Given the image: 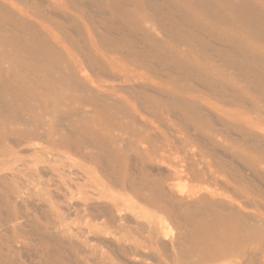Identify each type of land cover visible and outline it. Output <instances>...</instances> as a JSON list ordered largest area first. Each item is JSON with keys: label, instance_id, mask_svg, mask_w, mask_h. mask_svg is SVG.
<instances>
[{"label": "bare ground", "instance_id": "obj_1", "mask_svg": "<svg viewBox=\"0 0 264 264\" xmlns=\"http://www.w3.org/2000/svg\"><path fill=\"white\" fill-rule=\"evenodd\" d=\"M66 1L82 18L77 20L76 28L86 33L85 40L89 42V54L84 58L69 53L60 39L41 37V50L38 46L28 49L22 35L12 39L4 29L7 22L1 20L0 76L8 78L13 73L17 80H0V137L9 142L1 147L4 155L13 150L16 155L32 153L40 162L51 164L53 153L46 149L68 146L66 138L71 132L78 145L72 147L73 151L90 150L80 159L87 162V168L97 170L84 174L89 182L81 188L84 199L93 194L96 198L110 197L113 203L112 210L101 205V213L92 220L93 232L83 231L111 232L121 241L128 259L150 264H264V94L256 96L249 90L253 83L264 87V0H170L183 8V14L178 16L180 25L191 30V39L186 42L192 46L199 43L197 48L207 54V46L197 41L198 37L207 35L220 43L228 73L221 71L212 55L201 63L189 62L178 51V43L185 39H181L177 28H165L147 9L146 0H91L95 5L107 3L117 14L115 19L122 23L117 26L116 20L113 26L112 22L108 24L116 34L110 40L98 37L92 19L83 15L76 0ZM8 10V5L0 3V19L15 21L16 14L10 16ZM131 10L141 16L140 21L132 20L135 13ZM62 11L68 14L66 9ZM157 32L164 38L156 37ZM31 35L38 37V28L32 29ZM139 41L151 44L163 61L188 63V71L204 80L203 89L171 75L160 78L151 73L138 74L128 67L127 64L146 66L139 54ZM102 50L129 61L120 65L113 57L103 56ZM233 55H241L242 59L234 61ZM92 63L104 67L103 75L118 83L105 97L117 106L122 121L126 120L117 126L112 122L119 132L108 140L84 137L77 124L69 132L66 128L60 132V123L71 122L78 113L52 109L57 100L67 105V100L82 101L86 96L92 101L98 99L99 91L90 83ZM7 64L15 65L14 71ZM236 70L247 75L240 78ZM28 75L35 83H29ZM206 87L219 94L218 101L238 108L239 113L218 106H214L215 112L208 113L203 102L209 100L202 94ZM45 90L54 96L63 93L65 99L45 97ZM181 130L186 132L185 138ZM62 134L65 138L59 141ZM220 137L232 140L237 147L225 145ZM230 150L234 154L229 157ZM174 154L181 158L180 163ZM18 161L14 158L7 163ZM165 164L170 166L168 171L163 170ZM47 165L37 168L44 176ZM184 174L194 186L187 192L175 190L177 179ZM99 182L108 188L97 189ZM15 194L19 196V192ZM130 196L138 202L135 210L128 208ZM89 207L95 212L101 209L97 203ZM67 210L75 212L74 207ZM163 222H169L178 233H168ZM21 224L24 223L20 221ZM82 238L87 239L84 235ZM147 249L150 256L142 251ZM115 251L107 259L117 260Z\"/></svg>", "mask_w": 264, "mask_h": 264}, {"label": "rangeland", "instance_id": "obj_2", "mask_svg": "<svg viewBox=\"0 0 264 264\" xmlns=\"http://www.w3.org/2000/svg\"><path fill=\"white\" fill-rule=\"evenodd\" d=\"M146 1L147 9L151 11L153 15L158 17L165 28H177L176 32L181 35V39H185L184 42L178 43L180 44L178 51L183 54L189 62L191 61L192 63L193 61H197L201 63L202 59L209 60L211 58L210 55H212L214 61L217 62V66L221 67V71L223 73H228L229 69L223 61L224 57L220 43H214V40L207 35L198 37L197 41L203 43L204 46H207V54L206 51L197 48L196 45L199 43L196 44L194 42L192 46L191 43L186 42L191 39V30L180 25L181 19L178 16L183 14L182 6H177L175 2L170 0ZM122 2L123 0H121V3ZM0 3L9 6L10 10L7 11L8 15H10L9 13L11 12L10 16L13 14H16L17 16L15 21L0 19V23L2 21L4 23L7 22L4 24V29H8V32L11 33L12 39H17L22 35L23 44H26L28 49H35L37 46L39 47V44L43 42L42 38H48L49 40H64V46L67 47L69 53L71 52L77 56H83V58L89 54V42L85 40L86 35H84L86 33L82 34L81 31L76 28L77 20H82V18L80 19V14L70 6L68 1L48 0L47 2L44 1L42 3V0H0ZM75 3L84 11L83 15L92 19V26L95 25L98 37H103L102 40H110L116 35L114 30L109 27L108 24H110V22H112L110 24L112 26L113 22L116 24L117 19L115 18L117 14L112 12L107 3H98L95 5L91 0H76ZM55 4L60 9L56 8ZM65 9L68 11L69 15L63 13L62 10ZM47 11L49 13H47ZM130 12L132 14L135 13V16L132 15L131 17L132 20L140 21L141 16H137V12H134V10H131ZM53 13H55V16L52 15ZM119 13L124 14L125 12L120 11ZM8 15L5 17H9ZM124 15H126V13ZM117 22L119 23L117 26L122 24L121 21L119 22L117 20ZM34 28H38V37L31 35V30ZM156 37L160 39L164 38L159 32L156 33ZM137 45H141L140 47L142 49H140L139 54L146 66L129 65L126 63L129 60H125L124 57L119 55L117 57L114 55L110 56L106 54V51L104 50L101 51V54H103V56L113 57L118 63H120V65L127 64L128 67H131L138 74L151 73V75L160 78L171 75L180 81L188 80L193 86L198 89H203L201 87L203 86L202 84L205 83L204 80H201L196 73H190L188 71V63L170 64L169 60L163 61L162 56L152 50L151 44L147 43L145 45L139 41ZM61 48H63V46H61ZM39 50H41L40 47ZM32 52L33 50L30 53ZM231 57L234 61L242 59L241 55H233ZM92 64L94 72L91 73L90 83L92 81L99 91V94L96 93L98 99L92 101L86 96L82 101L67 100V103H69L67 105H61L57 100L52 105V109L55 111L61 110V112L71 110L75 114L78 113V115L72 118L71 122L67 123L64 121L60 123V126L58 127L60 132H63L66 129L67 132H69L77 124L81 126V132L84 137L91 138V136H100L103 139L108 140L113 135L118 134L119 128L116 126L122 122L125 123L126 120L122 121V115H119L120 112L117 109V106L112 104L108 97H105L108 96V94L113 93L111 92V88H117L118 83L112 82L105 76L106 72H104V67L102 69L100 66L96 67L98 66V63ZM6 67L14 71L15 65L7 64ZM104 73L105 75H103ZM234 73L240 78L247 75L243 70H236ZM56 77L60 82L61 79L59 78V75H56ZM28 78H30V84L35 83V80L31 75H28ZM2 79L14 83L17 82L16 76L13 73L10 74L8 78H2L0 76V80ZM249 88V90L256 96L264 94V87L258 83L249 85ZM205 89L206 91L204 90L202 94L205 95L209 101L203 103L205 104L208 113L215 112L214 106L223 108L233 114L239 113L238 108L234 106L226 107L218 101L217 96L219 94L215 95L216 91H214V89L208 87ZM42 95L45 97L48 96L50 99H58L59 97L60 101H63L66 96L63 93H61V96H54L46 90L42 91ZM1 102L3 101L0 99V106L2 108ZM84 112L89 115H81V113ZM148 119L150 120L151 118L148 117ZM165 120L167 122L168 118H165ZM112 122H115L116 126H114ZM154 125L157 126L159 124L156 123ZM181 132V137L185 138L186 132L183 130H181ZM64 138L65 137L62 134L59 141ZM220 140L224 142L225 145L233 146L232 140H228L224 137H220ZM66 141L68 142V146L66 144H61L63 149H61V147L46 149V152H50L49 154L53 153V155H51V164H48L40 162V159L33 156L32 153L16 155V150H13L8 156H5L4 152L1 151V147L5 145L8 146L9 142L0 137V264H150V262L144 263L140 260L136 261V259L133 258L128 259V256L123 253L124 249L121 245V241H119L118 237L112 236L110 234L111 232L97 231L95 234H86L83 231L86 230L88 232H93L94 224L92 220L94 216L101 213L99 212L102 210L101 205L105 209L108 207L107 209L112 210L113 203L110 197L96 198V195L93 194H90L87 200L84 199L81 188L86 187L87 183H89L84 174L97 173V170L95 168H87V165H85L87 162L80 159V155L88 154L91 152L90 150H84L82 148L76 152L73 151L72 147H77L78 145L76 138L71 132H69ZM67 147H70L71 150L65 151L64 149ZM233 147L235 148L237 146ZM92 152L96 153L95 151ZM233 154L234 150H230L228 156L230 157ZM14 158L19 161L12 164L7 163ZM173 158H175L178 163L181 162V158L178 157L177 154H174ZM24 161H27V163ZM46 165L49 169L44 171L47 174V176H44V173L42 172V174L39 172L37 168ZM164 166L165 168L162 167L164 168L163 170L168 171L167 168L170 166H167L166 164ZM47 181H50L51 183L49 182L48 184L46 183ZM42 184L44 186H42ZM176 184L177 186L175 190L183 192L190 191L194 186L191 178L185 174L177 179ZM107 188V184L103 182H99V184L97 183V189L103 190ZM15 192H19V196H17ZM115 193L118 194L121 192ZM130 198L133 200L129 199L131 202H127L129 206L128 208H130V210H135V208L139 206L138 202L134 200L132 196H130ZM95 203H97V206L101 209H98L96 212L89 210V205ZM76 204L79 206H76ZM68 207H74L75 212L69 213L67 210ZM1 220H3V223ZM19 220L25 225H20ZM163 224L168 233L174 235L178 233L169 222H163ZM130 232L132 233L133 231ZM82 235L87 239L82 238ZM91 237L92 239H89ZM98 239H100V241ZM103 241H105L104 244ZM18 246L19 250H17ZM22 250L23 252H21ZM147 250L142 251L150 256L149 254L151 253L149 250L147 252ZM111 251H115L117 256H119L117 260H112L110 257L107 259V256H110Z\"/></svg>", "mask_w": 264, "mask_h": 264}]
</instances>
